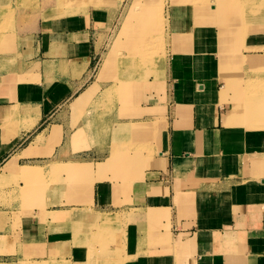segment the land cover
Segmentation results:
<instances>
[{"label":"crops","instance_id":"crops-1","mask_svg":"<svg viewBox=\"0 0 264 264\" xmlns=\"http://www.w3.org/2000/svg\"><path fill=\"white\" fill-rule=\"evenodd\" d=\"M33 1L0 0V264H264V13L167 1L136 69L127 0Z\"/></svg>","mask_w":264,"mask_h":264},{"label":"rangeland","instance_id":"rangeland-1","mask_svg":"<svg viewBox=\"0 0 264 264\" xmlns=\"http://www.w3.org/2000/svg\"><path fill=\"white\" fill-rule=\"evenodd\" d=\"M112 1H113L112 2L113 4H117V6H118L124 0H112ZM167 1L170 2L171 4L173 2L172 0H164V1L163 0H150V1L148 0L147 1L148 3L149 2L152 3L154 5L155 11L158 10V13H159V17H155V15H153L152 16L153 18L151 17V20H150V22L153 23V34L156 33L155 35L157 36L156 40H154L155 45H154V47L152 46L153 52L151 51L154 54L151 57L153 59L156 56H158L159 54L163 53V51H164V49H163V47H164V39H163L162 36H163V33H164L165 22H164V19H162V18L161 19L163 21L160 20V17H161V14L163 15L164 10L162 8L165 7V4L167 3ZM181 1L186 2V0H174V2H181ZM110 2H111V0H51V1H46L45 0V1H42L41 3H42V6L49 5V4L51 6H55L61 13H63L64 10H68V12H70L72 10L73 11H77V10L81 9V7H85V9H87L90 6H95L96 7V6H100V5H106V4L110 3ZM142 2H145V1L142 0ZM207 2H208V4L205 5V6H199L198 0H196L194 3H192V5H196V6H193L194 10L196 11V15H197V13L199 11H206L207 13L205 15L209 16L210 19H212L214 15H217V17L219 18V22L224 24L223 20H222V17H220V16L222 15L223 12H226V10L230 9V5L226 6L225 0H207ZM33 3L35 4L34 8L37 10L38 9V5L40 3L38 2V0H34L33 2H30V4H33ZM127 3H128V0L126 1L125 5ZM16 4H18V3H16ZM202 4L203 3H200V5H202ZM208 5H212V7H209ZM243 6H246V7L250 8V10H248V14H250L251 16H252V14H254L253 16H256L257 14L264 13V0H259V3H257V1L254 2V0H246V1L243 2ZM122 9H123V6H122ZM8 12H11V9H9ZM37 12H38V10H37ZM122 15H123V13H122ZM199 17L201 18V20H203V16H199ZM11 18L12 17H9L7 15V16H5L4 20L0 21V35H1V31L7 29V28H5V25H8V22L9 23L11 22ZM244 20H245V24L244 25L246 27L247 25H249V22L245 18H244ZM163 23H164V25H163ZM161 24H162V26H161ZM154 28L156 30H154ZM119 29H121V28L119 27ZM119 29H118V31L116 33V36L114 38V41H113V46L114 47H116L118 45L117 44V43H119L118 39L120 40V39L123 38V34L121 33L122 30H119ZM244 31H247V30L244 28ZM247 32H245L244 34L246 35ZM245 35H243V36L245 37ZM244 37H243V45H244ZM122 40H124V38ZM113 46H112L111 50L113 49V51H115V52H118V51L122 52V54H124V57L126 59H128L129 63L130 62L132 63L131 64L132 67H134L136 69H146V67L150 66V63H149V61L146 58L144 59L145 61L142 59V54L139 55V53L137 54V52H135L134 50L131 51L128 48H125V47L124 48H121V47L113 48ZM240 56H241L240 57L241 63L253 62V60H252L253 57L250 56V55L243 56V57H242V55H240ZM238 59L239 58H237L236 60H238ZM252 86H254V84H252ZM254 87L256 88L257 86H254ZM251 95L252 94L250 93V97H251ZM247 96H249V95L247 94ZM27 168H30V167H27Z\"/></svg>","mask_w":264,"mask_h":264},{"label":"bare ground","instance_id":"bare-ground-1","mask_svg":"<svg viewBox=\"0 0 264 264\" xmlns=\"http://www.w3.org/2000/svg\"><path fill=\"white\" fill-rule=\"evenodd\" d=\"M144 1L145 2H142V0H128V3L126 5L125 4L123 5V9H122L123 16H122V21H121V25H120L121 29H119V30H122L121 33L123 34L124 40H122L123 38L120 40L118 39V41H119V43H117L118 45L116 47L113 46V48L126 47L131 51L134 50L135 52H137V54L139 53V55L142 54V59L146 58L149 61V63H154V61H153L154 59L151 58L154 55L152 53L153 52L152 46L154 47V45H155L154 40H156L157 36L155 35L156 33L153 34V23L150 22V20H151V17L153 15H155V17H159V13H158V10L155 11L154 5L152 3H150V2L148 3L147 2L148 0H144ZM172 1H173L172 4H188V3L192 4L196 0H186V2H183V1L174 2V0H172ZM243 1H246V0H243ZM198 3H199V6H205L208 4L207 0H198ZM200 3H203V4L200 5ZM193 6H196V5H193ZM240 7L239 8L243 12L241 14L244 15V13H246V15H247V12H248V10H250V8L243 6V3H241ZM230 8H231V6H230ZM162 9L164 10V8H162ZM206 13H207L206 11H199L196 16H205ZM161 18L164 19V22H166V17L164 15V12H163V15L161 14L160 20H162ZM242 24H243V28H241V29L243 31V35H245L244 33L247 31H244V27H245L244 18L242 19ZM163 25H164V23H163ZM161 26H162V24H161ZM165 29H167V28H165ZM154 30H156V29L154 28ZM239 57H241V56L237 55V54H227V55H222L221 60H223V61H228V60L235 61ZM117 58L123 59L124 54H121L120 51L115 52L112 49L110 51V55H109V60H110L109 62H111V61H113V59H117ZM104 60H105L104 64H101V65H103L102 71H103V69H105V65H106V61H107L106 59H104ZM99 69H100V67H99ZM250 87H251V89L248 88L246 90L247 92H245L248 95H250V93H252L253 87H252V85ZM115 88H113V89H115ZM29 171H30V169H25L22 171V174L28 173Z\"/></svg>","mask_w":264,"mask_h":264}]
</instances>
